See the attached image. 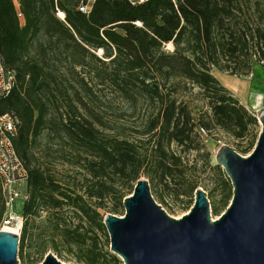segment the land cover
I'll list each match as a JSON object with an SVG mask.
<instances>
[{
  "label": "trees",
  "instance_id": "1",
  "mask_svg": "<svg viewBox=\"0 0 264 264\" xmlns=\"http://www.w3.org/2000/svg\"><path fill=\"white\" fill-rule=\"evenodd\" d=\"M86 1L0 0V56L16 74L0 112L20 120L14 142L28 169L20 252L30 218L72 209L88 224L56 227L49 239L57 255L65 243L78 263L121 264L95 231L105 230L107 213L125 214L140 178L180 197L195 192L206 167L224 172L212 166L198 125L210 136L226 131L241 154L254 149L257 114L215 74L250 75L263 63L264 0H93L85 13ZM193 86L208 100L207 117L196 118L179 94ZM192 152L206 167L190 161ZM4 212L0 183V223Z\"/></svg>",
  "mask_w": 264,
  "mask_h": 264
},
{
  "label": "water",
  "instance_id": "2",
  "mask_svg": "<svg viewBox=\"0 0 264 264\" xmlns=\"http://www.w3.org/2000/svg\"><path fill=\"white\" fill-rule=\"evenodd\" d=\"M254 149L243 155L229 144L216 153L233 185L230 204L213 219L208 192L181 218L171 216L152 195L149 179L137 181L124 198V215L107 213L111 250L124 264H264V111ZM21 232L0 230V264H19ZM42 264H69L49 252Z\"/></svg>",
  "mask_w": 264,
  "mask_h": 264
},
{
  "label": "rangeland",
  "instance_id": "3",
  "mask_svg": "<svg viewBox=\"0 0 264 264\" xmlns=\"http://www.w3.org/2000/svg\"><path fill=\"white\" fill-rule=\"evenodd\" d=\"M166 49L172 50L173 46H170L169 44H167ZM97 54L101 56L103 53L101 52V50H98ZM259 65L260 64L255 63L254 69L259 67ZM215 75L218 78V80L222 83V85L224 87L226 86V88H228L227 85L234 87L236 83H239V87L241 85V92L243 93L249 87L247 84V80H245L242 77V75L240 76L233 75L226 71H220V70H218ZM179 94L185 101L189 103L196 118H200L202 116L207 117L208 116L207 114H211L208 100L205 98V96L203 95L199 87L193 86L187 90H181ZM111 102L115 105V107L116 106L118 107L119 104L122 103L120 98L111 99ZM140 111L141 110L139 107L138 110H136V117H138ZM132 122L139 123L140 121L138 119H135ZM256 128L259 131L261 130L260 122H259L258 127ZM211 134L212 136L205 138L204 142L206 144L207 150L210 152V160H211L212 166L217 164L216 163V153L221 145L229 144L233 146L237 151L239 150L241 151V148L239 147V141L235 140L226 131L216 127L212 130ZM240 142H242L241 143L242 146H246L248 144V140L246 139L241 140ZM250 152L246 154H243V153L242 154L249 155ZM189 159L191 162L195 160V162L198 163V166L206 167L204 163L206 157L204 155L196 156V153L192 152L191 154H189ZM57 168H58V172H57L58 174L59 172L62 173L64 170L62 169L61 166H58ZM65 168H67V166ZM204 170L202 171L201 174L198 175V178H199L198 181L200 184L198 187H202L204 190L208 192V198L210 200V205H211V213H212L213 219L215 220L219 218L220 215L226 210V208H224L223 199H224L225 193L228 192L230 188L227 187L228 186L227 182L226 181L224 182V180L230 181L232 192H233V185L231 183L230 178L228 177V175L226 174L223 168L222 170L224 172H219L209 167H206ZM151 192L155 200L159 204H161L162 207L171 216L176 217V218H181L183 215L187 214L195 202V192L191 196L182 195L180 197H176V196L168 194V192L163 190L161 187H157V188L152 187ZM20 203L17 206V208L20 209L18 221H21L20 218L22 219V214H21L22 206ZM190 204H191V207L189 208ZM215 206H216V209H215ZM118 215H121V214H118ZM59 216L60 217L63 216L65 218V222H63L61 225H58L57 223V218ZM22 220L24 222L25 219L23 218ZM87 224L88 223L84 219H81L79 215L76 212H74L72 209L65 210L63 212V215H58L57 212L54 213L52 211L42 210L39 216L30 218L28 221L27 237H26L24 250L23 252H20V250L18 252L19 264H42L43 260L45 259V256L49 252H53L55 255H57L49 239L50 235L54 232L56 227L58 226L59 227H63V226L69 227V226H75V225L85 226ZM20 226L21 224L19 223L14 228H16L18 232H21V229H19ZM3 227H4L3 224L0 223V230L3 229ZM11 227H13V225H11ZM95 232L98 234L102 248H104V250L106 251H109L110 253L117 255L122 261L121 264H124V261L122 260V258L111 250L110 236H109L106 226H105L104 231H99L96 229ZM58 246L63 254L62 258H60L57 255L59 259L69 264H81L76 261L75 257L71 253H69V248L65 243H60Z\"/></svg>",
  "mask_w": 264,
  "mask_h": 264
},
{
  "label": "built area",
  "instance_id": "4",
  "mask_svg": "<svg viewBox=\"0 0 264 264\" xmlns=\"http://www.w3.org/2000/svg\"><path fill=\"white\" fill-rule=\"evenodd\" d=\"M87 0L80 6V10L89 13L91 2ZM133 3H140L145 0H131ZM18 7V3H17ZM59 16L64 18L63 12L59 11ZM19 17L23 20V14L19 11ZM16 83V74L7 68L0 56V101L7 96ZM20 120L13 112H0V183L2 194L5 201V212L3 226L21 224L23 226V217L19 220L20 203L22 208L28 198V169L23 159L19 156L15 147V138L19 132ZM197 132L202 139L208 138L209 131L202 125L197 126ZM21 208V210H22Z\"/></svg>",
  "mask_w": 264,
  "mask_h": 264
},
{
  "label": "crops",
  "instance_id": "5",
  "mask_svg": "<svg viewBox=\"0 0 264 264\" xmlns=\"http://www.w3.org/2000/svg\"><path fill=\"white\" fill-rule=\"evenodd\" d=\"M261 72V73H259ZM247 80L248 89L241 92V85L236 83L233 86L227 85L229 90L234 97L247 107L251 112H254L259 116L264 110V62L255 68L251 75H242ZM241 84V83H240Z\"/></svg>",
  "mask_w": 264,
  "mask_h": 264
},
{
  "label": "bare ground",
  "instance_id": "6",
  "mask_svg": "<svg viewBox=\"0 0 264 264\" xmlns=\"http://www.w3.org/2000/svg\"><path fill=\"white\" fill-rule=\"evenodd\" d=\"M170 46H172V45L170 44ZM101 52H102V51H101ZM14 227H15L14 225H13V227H11V225H6L5 227H3V229L17 231V229L14 228Z\"/></svg>",
  "mask_w": 264,
  "mask_h": 264
}]
</instances>
